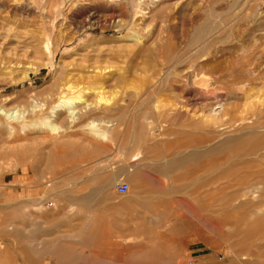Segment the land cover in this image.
<instances>
[{
  "label": "rangeland",
  "instance_id": "374dc122",
  "mask_svg": "<svg viewBox=\"0 0 264 264\" xmlns=\"http://www.w3.org/2000/svg\"><path fill=\"white\" fill-rule=\"evenodd\" d=\"M113 1L0 0V105L17 112L1 119L0 264H264V208L230 226L207 194L223 182L204 122L212 109L233 129L264 109V0H140L144 15ZM67 81L77 125L57 103ZM94 120L112 123L106 141Z\"/></svg>",
  "mask_w": 264,
  "mask_h": 264
},
{
  "label": "bare ground",
  "instance_id": "6f19581e",
  "mask_svg": "<svg viewBox=\"0 0 264 264\" xmlns=\"http://www.w3.org/2000/svg\"><path fill=\"white\" fill-rule=\"evenodd\" d=\"M141 1L143 2L144 0H141ZM141 1L140 0H114L113 2H115L116 4H127L128 6L131 5L132 8L138 9V11L140 13H142V15H144L145 12H142V10H144V9L141 8L142 7ZM152 1L147 0V3H145V5H146L145 9L148 10V9L158 8L159 6L156 7L157 5L163 4V2L164 1L166 2L167 0H157L154 2H152ZM186 1L187 0H176L174 3H176L175 5H177V7H178V5H182ZM185 4H187V3H185ZM164 5H166V4H164ZM205 29H207V28H205ZM136 42H138V41H136ZM209 44H210L209 41L204 40V41L200 42L199 45H197V47L194 50V54H193V55H195V58H197V59H195L193 57L195 59V61L198 59L205 61L206 56L211 55V54H208V52L211 53V50L210 51L206 50L207 48H209L208 47ZM174 50H175L174 48H172L171 50L168 49L167 54H166V55H168L167 56L168 58L166 57V59L168 61H173V59H175L174 56L177 53L173 54ZM215 51L217 52L218 50H214V52ZM218 53H219V51H218ZM220 53H222V51ZM186 54H188V53H186ZM193 55H191V56H193ZM185 56H187V55H185ZM180 57H181V55H180ZM178 58H176V60H178ZM190 58H188V59L191 60ZM181 59H182V57H181ZM205 63H206V61H205ZM207 64H209V63H207ZM207 64H203V66L207 65ZM176 69H177V67H176ZM171 71L173 72V70H171ZM175 71L176 70H174V72ZM182 72H183V70H182ZM179 73H180V69H179ZM179 73H177V75H179ZM89 79L92 80L91 82L99 83V80L96 79L95 77L89 78ZM210 84H211L210 78L207 75H203V74L198 73V72H196V73L193 72L190 75V85L193 88H196V89L199 88V90L202 89L204 92V90L206 91V90L210 89ZM72 90H73V87L70 84V81H67L56 92L57 103L62 104L63 108L65 107V110L61 113L66 114L65 120H66L67 124H69V125L70 124L75 125L76 121H78L80 119V109H79L80 106L78 107V105H76V103H78V102L77 101L73 102V99L67 98V94L69 92H72ZM91 90H93V89H90V91ZM53 92H55V91H53ZM77 99H79V97ZM53 105H55V104H53ZM57 106H59V105H57ZM260 106L262 108V105H260ZM260 106H257V108ZM92 107H93L92 104H89V103L85 104L86 109H91ZM2 108H3V105H0V116H2V117H0V139L5 135V130H3L4 125L1 123L4 119L2 121H1V119L2 118H5L7 120L14 119L16 117V113H17V112H14L15 115H13L12 111L5 110ZM261 108H259V109L261 110ZM41 109H43V108H41ZM55 110H56V108L50 107L49 113L51 114L52 117L55 116V118L56 117L60 118L63 114L56 115L58 112L56 111L57 113H54ZM260 110H259V112L257 110L258 113L256 111H254L253 115L248 114L250 116L249 120L244 125H242V123H245V120H244V122L242 121L241 124L238 121L239 119L236 120L235 122L238 121L239 126L241 125V127L239 128V126L237 125L238 127L237 128L234 127L233 129L232 128L221 129L222 124H221V117H220L219 112L215 113V112H213L212 109L211 110L209 109L208 114L205 116L204 122L207 124V127H209L208 132H210L212 130L210 133H208L209 134L210 148L207 150V155L209 157L210 156L212 157L214 155L221 153L220 154L221 158H220L219 162L217 160H213V161L210 160V162H209L210 172L212 170H214L215 171L214 173H216V175H214L210 180H212L213 182L215 180H217L216 182H218V180L220 179L219 181L223 182L222 187L220 186L219 188L213 187L211 189H208L207 194L219 197L223 201L221 208H222V211L225 213L226 222L230 226L237 227L238 225H241L245 222H248L247 220L244 219V217L242 216V213H243V211L247 210L251 206L254 207L252 212H253L254 216L257 218L256 224L261 223V221L263 220L261 212L263 210L262 208H264V171L260 170V165L264 164V109L262 108L263 111L262 110L260 111ZM255 112L257 114H255ZM93 115H95V114H93ZM245 116H244V118H245ZM222 118H224V117L222 116ZM241 118L242 119H240V120H243V117H241ZM45 119L46 118H44V120ZM245 119H248V118H245ZM45 121H47V120H45ZM108 121L103 120L100 122L99 121L95 122V120H94V121L88 122L86 124V127L90 128L91 130H93L94 132L99 134L101 139L103 141H106L107 135H109L110 132L114 131V127H113V125H111L112 123L110 124V122H108ZM222 123H223V121H222ZM1 124L3 126H1ZM227 124L229 125L231 123H227ZM234 124L236 125V123H234ZM228 125H226V122H225L224 126H228ZM23 127H25V126H23ZM49 127L52 130L57 129V126H55L54 124L49 125ZM229 127H231V125ZM163 128H165V127H163ZM11 129H12V127H11ZM157 130H156V132H157ZM7 131H10V130H7ZM229 133H232L233 135L229 134ZM153 139H155V135H153ZM155 151L157 152L156 149H155ZM181 162H182V159H177L172 163V165H178ZM247 167L249 170H247ZM210 177H211V175H210ZM262 238H263L262 240H264V234L262 235ZM89 256L90 257H96V254L92 253ZM92 261H94V258L92 259ZM103 262H104V260H103Z\"/></svg>",
  "mask_w": 264,
  "mask_h": 264
},
{
  "label": "built area",
  "instance_id": "2783aa9c",
  "mask_svg": "<svg viewBox=\"0 0 264 264\" xmlns=\"http://www.w3.org/2000/svg\"><path fill=\"white\" fill-rule=\"evenodd\" d=\"M128 190H129V186L127 183L121 182V183H118L116 186V192L118 194H125L128 192Z\"/></svg>",
  "mask_w": 264,
  "mask_h": 264
}]
</instances>
